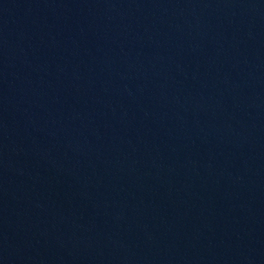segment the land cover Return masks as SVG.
<instances>
[{
	"label": "water",
	"instance_id": "95a60500",
	"mask_svg": "<svg viewBox=\"0 0 264 264\" xmlns=\"http://www.w3.org/2000/svg\"><path fill=\"white\" fill-rule=\"evenodd\" d=\"M0 264H264V0H0Z\"/></svg>",
	"mask_w": 264,
	"mask_h": 264
}]
</instances>
